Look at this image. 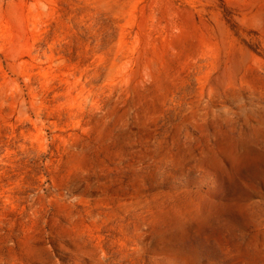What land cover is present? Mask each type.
I'll use <instances>...</instances> for the list:
<instances>
[{"label":"rangeland","instance_id":"1","mask_svg":"<svg viewBox=\"0 0 264 264\" xmlns=\"http://www.w3.org/2000/svg\"><path fill=\"white\" fill-rule=\"evenodd\" d=\"M0 264H264V0H0Z\"/></svg>","mask_w":264,"mask_h":264}]
</instances>
